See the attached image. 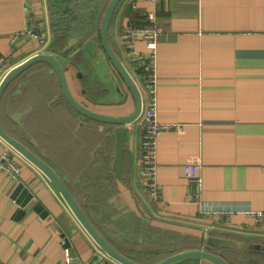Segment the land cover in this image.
Returning <instances> with one entry per match:
<instances>
[{"label": "crops", "instance_id": "obj_1", "mask_svg": "<svg viewBox=\"0 0 264 264\" xmlns=\"http://www.w3.org/2000/svg\"><path fill=\"white\" fill-rule=\"evenodd\" d=\"M132 1L123 0L116 10L110 41L144 102L146 92L121 47L120 32L129 24L144 25L149 14L163 28L158 116L170 127L158 140V202L149 198L139 176L142 119L125 132L117 174L116 126L80 115L65 100L51 67L39 64L24 72L3 96V128L55 170L95 228L130 260L156 264L214 247L221 256L224 249L243 250L264 262V251L255 248L264 247V217L247 214L264 212V0H156L137 9ZM109 2L99 0L94 27L100 7ZM35 9L45 42L21 35L23 0H0V55L11 69L35 55L53 54L78 102L104 115L132 114L134 98L101 48V24L86 39L74 37L56 50L48 0H37ZM137 47L145 51L143 42ZM6 150L21 173L15 182L0 168V264H90L99 255L95 264H119L100 252L50 180L0 138V153ZM185 165L200 166V200L183 176ZM19 183L51 220L33 210L17 218L20 206L12 193ZM55 221L69 238L74 259ZM215 239L237 246L216 247Z\"/></svg>", "mask_w": 264, "mask_h": 264}, {"label": "water", "instance_id": "obj_2", "mask_svg": "<svg viewBox=\"0 0 264 264\" xmlns=\"http://www.w3.org/2000/svg\"><path fill=\"white\" fill-rule=\"evenodd\" d=\"M123 0H110L108 6L105 9L101 28H100V39H101V48L104 51L106 57L112 64L113 68L120 76V78L125 83L126 87L131 92L134 102L135 109L134 112L128 116L124 117H115L100 114L94 112L78 102L76 98L72 95L64 70L57 59V56L53 54H38L35 55L20 65L10 69L7 74L3 77L0 82V105L2 98L9 87V85L15 81L21 74L26 72L28 69L33 67L39 63L48 64L54 73L56 74L58 81L60 83L63 95L65 100L82 116L85 118L94 120L103 124L114 125L115 127V153H116V172L117 174L121 168V157H122V149H123V141L125 132L128 130V126L133 124L135 121L141 118V114L143 111L144 100L140 89L131 75L129 70L126 68L124 63L118 57L116 52L114 51L111 41H110V27L112 23V19L116 13V10L120 6ZM0 138L6 142L12 149L21 154L26 160L36 166L54 185L57 189L63 200L66 202L72 213L75 215L77 220L86 230V232L90 235V237L94 240L97 246L100 248V252L105 254L106 256L112 258L119 264H140L130 260L129 258L123 256L119 253L115 248H113L108 241L100 234V232L95 228L92 222L89 220L87 215L84 213L82 207L77 202L69 188L66 186L61 177L55 172V170L50 167L44 160L38 157L35 153H33L29 148H27L20 141L11 137L3 128L1 119H0ZM12 198L16 200L17 204L20 206V209L17 212V218H20L26 214V212L33 210L36 213L40 214L43 219L48 218L51 220L52 218L49 216L48 212L44 209L43 205L40 202H37L36 198L33 196L31 190L24 184L19 183L12 193ZM55 228L60 232L61 238L63 239V247L67 249L70 258H75L76 254L72 251V246L69 241L68 236L65 233L62 225L55 221ZM213 246L216 247H233L235 248L237 244L229 239L219 240L215 239L213 242ZM258 247V249H257ZM256 250L264 251V247L255 246ZM99 257H94L90 264H95L99 261ZM186 260H200L205 261L209 264H230L223 256L219 254H214L208 252L206 250H191L186 252H181L178 254H174L172 256L167 257L156 264H177ZM74 263H78L77 260Z\"/></svg>", "mask_w": 264, "mask_h": 264}, {"label": "built area", "instance_id": "obj_3", "mask_svg": "<svg viewBox=\"0 0 264 264\" xmlns=\"http://www.w3.org/2000/svg\"><path fill=\"white\" fill-rule=\"evenodd\" d=\"M37 0H23L26 12V27L21 35H28L38 41L45 42L44 24L38 18L35 9ZM155 3L156 0H133L132 9H137L139 3ZM163 28L158 24L153 14L146 17L144 25H127L120 32V44L125 55L131 62L132 68L141 80L146 92V101L143 105L141 119L143 121V134L140 142L141 158L139 176L144 183L149 198L158 202L161 198V188L158 183V140L160 135L170 126L159 120V77H158V45ZM17 37V35L15 36ZM139 42L145 44V51L137 47ZM11 69V64L5 56L0 55V82ZM0 168L3 169L15 182L20 180L21 167L13 158L10 150L0 153ZM264 171V167L262 168ZM183 176L196 187L195 199L202 197L203 179L200 166L185 165ZM209 214V212H205ZM247 214L259 220L264 217V212L248 211ZM216 216H227L224 212H214ZM101 257V256H100Z\"/></svg>", "mask_w": 264, "mask_h": 264}, {"label": "trees", "instance_id": "obj_4", "mask_svg": "<svg viewBox=\"0 0 264 264\" xmlns=\"http://www.w3.org/2000/svg\"><path fill=\"white\" fill-rule=\"evenodd\" d=\"M48 2L50 7L51 19H52V23H51L52 31L54 36L57 38L56 42L53 43L54 49L56 50L60 49L63 44H66L74 37L76 38L85 37L86 39L94 31L95 27L93 26V22H94V18L97 15V10L99 8V0H48ZM39 64H43L50 67L46 63H39ZM31 68L27 70L25 73L29 72ZM25 73L21 74L15 81H13L9 85L4 96L15 82L23 78ZM3 98L1 101V105L3 102ZM1 105H0V109H1ZM207 251L214 254H218L220 250L214 247H208ZM240 256H242V254L238 250L224 249L223 257L230 264H239L238 258ZM252 257H254V255H252ZM249 264H264V262L262 261V259L256 258V260L252 259V261Z\"/></svg>", "mask_w": 264, "mask_h": 264}, {"label": "rangeland", "instance_id": "obj_5", "mask_svg": "<svg viewBox=\"0 0 264 264\" xmlns=\"http://www.w3.org/2000/svg\"><path fill=\"white\" fill-rule=\"evenodd\" d=\"M105 2H106V0H105ZM105 8H106L105 6H103V8L100 7V11H99V15H98L97 20H96L94 31L99 30V28H100L101 19H102ZM128 65H129V67H131L129 63H128ZM241 254H242V256H240L238 258L239 264H249L252 261V259L256 260V258H254L252 256H248L247 254H244L243 250L241 251ZM244 255H247V256H244Z\"/></svg>", "mask_w": 264, "mask_h": 264}]
</instances>
